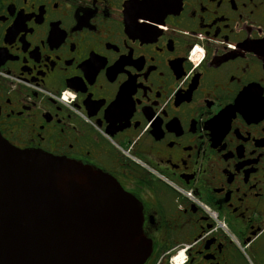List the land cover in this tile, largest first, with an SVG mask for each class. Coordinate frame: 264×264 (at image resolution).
<instances>
[{"label": "flooded vegetation", "instance_id": "1", "mask_svg": "<svg viewBox=\"0 0 264 264\" xmlns=\"http://www.w3.org/2000/svg\"><path fill=\"white\" fill-rule=\"evenodd\" d=\"M0 134L112 176L142 264H264V0H0Z\"/></svg>", "mask_w": 264, "mask_h": 264}, {"label": "water", "instance_id": "2", "mask_svg": "<svg viewBox=\"0 0 264 264\" xmlns=\"http://www.w3.org/2000/svg\"><path fill=\"white\" fill-rule=\"evenodd\" d=\"M121 191L102 170L0 134V264H142L149 241Z\"/></svg>", "mask_w": 264, "mask_h": 264}]
</instances>
